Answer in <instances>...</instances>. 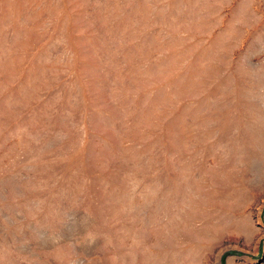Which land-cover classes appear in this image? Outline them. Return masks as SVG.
Here are the masks:
<instances>
[{
	"label": "rangeland",
	"instance_id": "obj_1",
	"mask_svg": "<svg viewBox=\"0 0 264 264\" xmlns=\"http://www.w3.org/2000/svg\"><path fill=\"white\" fill-rule=\"evenodd\" d=\"M0 264H264V0H0Z\"/></svg>",
	"mask_w": 264,
	"mask_h": 264
}]
</instances>
